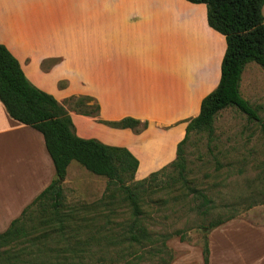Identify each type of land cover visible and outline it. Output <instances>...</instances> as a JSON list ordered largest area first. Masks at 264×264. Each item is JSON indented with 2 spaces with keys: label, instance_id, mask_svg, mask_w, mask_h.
Wrapping results in <instances>:
<instances>
[{
  "label": "crops",
  "instance_id": "obj_1",
  "mask_svg": "<svg viewBox=\"0 0 264 264\" xmlns=\"http://www.w3.org/2000/svg\"><path fill=\"white\" fill-rule=\"evenodd\" d=\"M0 44L59 102H97V117L70 111L76 134L127 148L139 160L137 181L176 159L188 120L220 84L227 49L225 36L208 24L206 5L187 0H0ZM259 67L248 64L242 81ZM123 118L148 126L137 132L100 122ZM72 164L63 181L68 193H104L105 178L87 181L75 175L79 168L70 172ZM55 179L44 136L13 119L0 100V233ZM243 227L241 240L212 235L209 264H264V225ZM234 247L241 248L237 257ZM188 255L172 264H204Z\"/></svg>",
  "mask_w": 264,
  "mask_h": 264
},
{
  "label": "trees",
  "instance_id": "obj_2",
  "mask_svg": "<svg viewBox=\"0 0 264 264\" xmlns=\"http://www.w3.org/2000/svg\"><path fill=\"white\" fill-rule=\"evenodd\" d=\"M187 1L205 4L209 26L226 38L220 84L204 98L199 116L188 120L186 136L178 144L176 159L140 181L135 179L139 160L127 148L83 139L76 134L70 111L97 117V102H94L96 110L87 112L80 109H91L89 104L93 99L90 97L72 96L59 102L34 86L19 61L0 44V100L13 119L44 136L56 172L51 185L6 232L0 233V264H172L175 256L168 242L177 236L184 243L188 240L187 233L151 230L148 223L151 216L145 209L151 184L169 168L178 171L188 190L181 192L173 202H185L193 196L203 219L200 228L212 231L236 219L231 215L226 219L208 220L215 207L214 201L205 192L189 185L184 147L193 134L207 133L212 139L217 115L230 107L260 123L264 134V122L258 110L241 94L246 66L256 63L264 70V0ZM100 122L137 132L148 126L134 118ZM72 162L106 179L101 199L91 204L66 206L65 188L60 181L66 179ZM157 202L158 211H161L169 201L160 199ZM202 254L204 264H209L208 240Z\"/></svg>",
  "mask_w": 264,
  "mask_h": 264
},
{
  "label": "rangeland",
  "instance_id": "obj_3",
  "mask_svg": "<svg viewBox=\"0 0 264 264\" xmlns=\"http://www.w3.org/2000/svg\"><path fill=\"white\" fill-rule=\"evenodd\" d=\"M252 66L257 65L252 63ZM241 94L258 110V115L264 122L263 69L245 74L241 83ZM89 106L91 109L82 108L80 111L96 110L94 102ZM214 129L212 139L207 133L193 134L185 145L186 179L190 186L205 192L214 201L215 207L211 209L208 220L226 219L231 215L236 216V219L229 222L234 223L233 226L227 223L228 227L222 226L221 231H217L221 227L212 231L200 228L203 219L196 208L198 201H195L193 196L185 202H173L181 192L188 190L184 188L178 171L169 168L157 182L151 184L150 197L147 199L145 209L151 216L148 220L151 230L159 232L183 230L187 233L188 240L184 243L180 242L177 236L168 242L169 248L174 252V261L181 255L190 254L188 255L190 258L201 262L205 241L208 240L210 244L213 234H217L216 238H221L218 240L227 238L241 240V233L245 229L242 228L243 224L255 227L264 225V134L261 124L249 120L248 116L237 108L230 107L217 115ZM70 172L81 178L87 177V181L95 177L76 162L71 165ZM62 184L65 188L66 206L91 204L104 195L87 197L82 196L80 192L76 193L78 194L76 196L68 193L65 182ZM160 199L169 202L158 211L159 207L156 204ZM237 247H234L231 257H237L239 252L242 253L241 248Z\"/></svg>",
  "mask_w": 264,
  "mask_h": 264
},
{
  "label": "water",
  "instance_id": "obj_4",
  "mask_svg": "<svg viewBox=\"0 0 264 264\" xmlns=\"http://www.w3.org/2000/svg\"><path fill=\"white\" fill-rule=\"evenodd\" d=\"M64 180H61L60 183L62 184Z\"/></svg>",
  "mask_w": 264,
  "mask_h": 264
}]
</instances>
